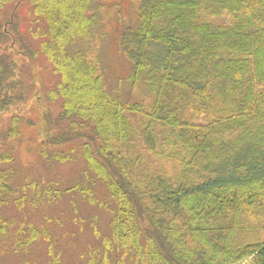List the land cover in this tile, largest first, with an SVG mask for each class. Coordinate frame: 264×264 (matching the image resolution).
Returning <instances> with one entry per match:
<instances>
[{
    "label": "trees",
    "instance_id": "16d2710c",
    "mask_svg": "<svg viewBox=\"0 0 264 264\" xmlns=\"http://www.w3.org/2000/svg\"><path fill=\"white\" fill-rule=\"evenodd\" d=\"M93 1L0 0V252L44 237L5 207L78 192L112 215L99 264H264V0H134L120 51L150 111L110 92L84 49ZM30 60L55 77L44 96ZM38 125L40 156L79 159L112 206L84 183L14 187L13 143Z\"/></svg>",
    "mask_w": 264,
    "mask_h": 264
},
{
    "label": "rangeland",
    "instance_id": "374dc122",
    "mask_svg": "<svg viewBox=\"0 0 264 264\" xmlns=\"http://www.w3.org/2000/svg\"><path fill=\"white\" fill-rule=\"evenodd\" d=\"M92 11L95 21L91 30V43H86L84 49L91 51V57L94 54L99 57L107 89L122 102L142 104L145 111H150L154 95L142 80L134 78L133 64L120 51L125 30L139 27L138 3L134 0H94ZM35 64L34 60H30L23 71L29 81L31 77H36L35 87L44 96L55 82V77L43 60ZM29 84L32 85V82ZM32 102L31 106L34 105ZM25 113L26 120H36L39 124V112L29 109ZM38 127H27L20 144L13 143L14 187L40 183L42 187L52 184V187L70 188L84 183L92 190L94 199L112 206L107 199L106 188L99 180H96V184L85 180L86 167L79 159L66 163L55 160L53 154L56 147L50 149L48 157L40 156L37 150L41 141ZM33 204L26 201L24 207L18 209L11 203L5 207L4 215L7 219L25 220L33 224L44 237L17 252L10 247L5 248L0 252V264H99V247L111 229L112 215L109 209L91 204L78 192L66 194L56 203L45 200L44 205ZM110 255L112 258L109 257L108 264H116V254Z\"/></svg>",
    "mask_w": 264,
    "mask_h": 264
}]
</instances>
